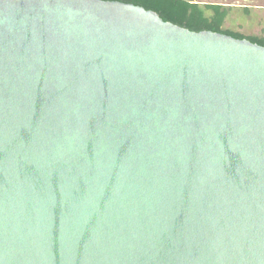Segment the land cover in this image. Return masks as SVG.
Returning <instances> with one entry per match:
<instances>
[{
	"label": "water",
	"instance_id": "1",
	"mask_svg": "<svg viewBox=\"0 0 264 264\" xmlns=\"http://www.w3.org/2000/svg\"><path fill=\"white\" fill-rule=\"evenodd\" d=\"M0 264H264V47L0 0Z\"/></svg>",
	"mask_w": 264,
	"mask_h": 264
},
{
	"label": "trees",
	"instance_id": "2",
	"mask_svg": "<svg viewBox=\"0 0 264 264\" xmlns=\"http://www.w3.org/2000/svg\"><path fill=\"white\" fill-rule=\"evenodd\" d=\"M119 1L155 12L163 21L190 31H212L235 39H247L264 47V37L244 35L224 29V23L233 7L220 3H200L196 0H104ZM249 13V7H242Z\"/></svg>",
	"mask_w": 264,
	"mask_h": 264
},
{
	"label": "rangeland",
	"instance_id": "3",
	"mask_svg": "<svg viewBox=\"0 0 264 264\" xmlns=\"http://www.w3.org/2000/svg\"><path fill=\"white\" fill-rule=\"evenodd\" d=\"M200 3H220L233 7L224 23V29L244 35L264 37V0H196ZM249 7V13L243 11Z\"/></svg>",
	"mask_w": 264,
	"mask_h": 264
}]
</instances>
